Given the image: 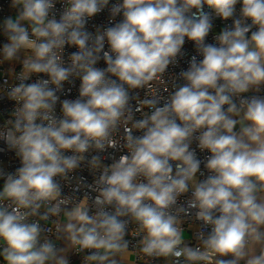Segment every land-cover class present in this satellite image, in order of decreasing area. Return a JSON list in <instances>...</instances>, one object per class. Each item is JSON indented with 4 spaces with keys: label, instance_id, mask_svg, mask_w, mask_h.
Here are the masks:
<instances>
[{
    "label": "clouds",
    "instance_id": "clouds-1",
    "mask_svg": "<svg viewBox=\"0 0 264 264\" xmlns=\"http://www.w3.org/2000/svg\"><path fill=\"white\" fill-rule=\"evenodd\" d=\"M0 17V156L19 164L0 159V264H264V0H0ZM186 41L201 59L170 73Z\"/></svg>",
    "mask_w": 264,
    "mask_h": 264
},
{
    "label": "built area",
    "instance_id": "built-area-1",
    "mask_svg": "<svg viewBox=\"0 0 264 264\" xmlns=\"http://www.w3.org/2000/svg\"><path fill=\"white\" fill-rule=\"evenodd\" d=\"M239 9V5H237V10ZM107 17H108V12L107 10H105V12H103L102 14H99L92 23H96V24H102L107 22ZM0 22H2V17H0ZM225 24H231V21H222L219 18L214 19V29H213V33H210L209 37L207 38V42L209 43H214V39H213V35L214 33L218 32L223 26H225ZM91 27V24H90ZM76 49L72 48L69 49L68 51H75ZM184 51H185V56L180 60V63L178 66L176 67H172L170 66L169 72L170 73H178L181 69H187L188 67V61L190 60L191 56L193 55H197L194 44L192 42L186 41L185 46H184ZM197 59H201V57H199L197 55ZM105 65L103 64V62H100V64H98V67H104ZM8 75V65H3L0 66V77H4ZM35 77H33L34 79ZM178 83H183L182 80H179ZM78 84L79 81H77V88H78ZM77 88H73L71 94H70V98H75L78 95V91ZM171 91V89H170ZM142 95V93H141ZM165 96H167V93L164 94ZM247 95H252V93H249ZM259 95H264V91H262ZM63 98V97H62ZM8 107L7 103L4 104H0V110H2L3 108ZM59 111V109H58ZM208 153H199L198 152V156L199 158L203 161L204 158L206 157ZM0 159H3L6 163V165L8 166V170L12 171L14 170L15 167H18L19 164L17 161L13 160L11 155L8 156H0ZM110 162V161H109ZM201 170L205 172V176L208 174L207 171L204 169L203 167V163L201 165ZM199 175V173H198ZM201 179H203L204 177H200ZM91 180V177H89V181ZM2 181H0V187H2ZM194 211V210H193ZM208 231H210V229H208ZM185 234H187V237L190 238L191 235L194 236V230L192 232H185ZM133 243H135V241H133ZM132 257V261L131 264H144L143 261H137L136 256H131ZM73 262L74 264H78V259L76 257H73ZM157 264H163L162 261L157 262Z\"/></svg>",
    "mask_w": 264,
    "mask_h": 264
},
{
    "label": "crops",
    "instance_id": "crops-1",
    "mask_svg": "<svg viewBox=\"0 0 264 264\" xmlns=\"http://www.w3.org/2000/svg\"><path fill=\"white\" fill-rule=\"evenodd\" d=\"M185 236L187 237V234H185ZM131 261H132V257H129L130 264H131Z\"/></svg>",
    "mask_w": 264,
    "mask_h": 264
}]
</instances>
